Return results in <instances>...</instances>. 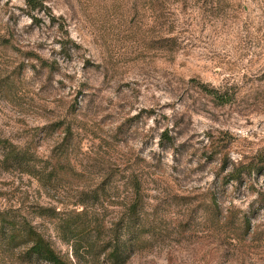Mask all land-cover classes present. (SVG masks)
I'll list each match as a JSON object with an SVG mask.
<instances>
[{
	"label": "rangeland",
	"instance_id": "1",
	"mask_svg": "<svg viewBox=\"0 0 264 264\" xmlns=\"http://www.w3.org/2000/svg\"><path fill=\"white\" fill-rule=\"evenodd\" d=\"M45 5L0 0V140L55 177L0 167V217L89 264L55 213L98 189L91 215L109 227L136 179L153 235L126 264H264V0ZM5 223L0 264H48Z\"/></svg>",
	"mask_w": 264,
	"mask_h": 264
},
{
	"label": "trees",
	"instance_id": "2",
	"mask_svg": "<svg viewBox=\"0 0 264 264\" xmlns=\"http://www.w3.org/2000/svg\"><path fill=\"white\" fill-rule=\"evenodd\" d=\"M28 13H41L46 10L45 0H24ZM48 163L38 157L29 147L15 145L8 140H0V167L17 170L36 178L40 184L48 182L56 170V164L48 171ZM126 185L128 193L125 197L123 211L109 227L97 224L93 211V202L99 198L98 189L92 192L81 191L77 195L73 206L80 205L81 210H72L74 216L58 219L60 239L70 243L74 258L78 260L79 249L90 256L89 264H126L136 251H143L149 245V236L153 235L151 221L146 213L142 198L141 186L136 179H130ZM41 215L46 209L37 206ZM1 216V215H0ZM11 226L9 240L13 242L20 237L28 245L27 253L48 264H68L51 246V243L41 235L36 228L26 220L0 217L2 224ZM15 241V240H14ZM103 262V263H102Z\"/></svg>",
	"mask_w": 264,
	"mask_h": 264
}]
</instances>
